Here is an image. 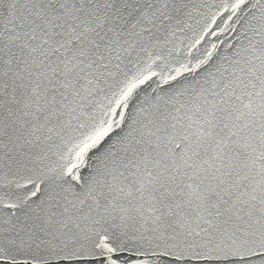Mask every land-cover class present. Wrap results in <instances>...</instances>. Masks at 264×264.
Here are the masks:
<instances>
[{
	"label": "snow or ice",
	"instance_id": "snow-or-ice-1",
	"mask_svg": "<svg viewBox=\"0 0 264 264\" xmlns=\"http://www.w3.org/2000/svg\"><path fill=\"white\" fill-rule=\"evenodd\" d=\"M0 264H264V0H0Z\"/></svg>",
	"mask_w": 264,
	"mask_h": 264
}]
</instances>
